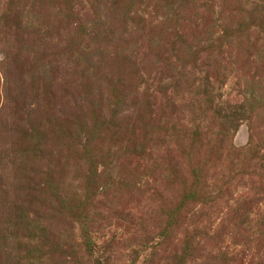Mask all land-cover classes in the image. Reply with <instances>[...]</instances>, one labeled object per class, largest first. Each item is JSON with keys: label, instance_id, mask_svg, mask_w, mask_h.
I'll return each instance as SVG.
<instances>
[{"label": "rangeland", "instance_id": "obj_1", "mask_svg": "<svg viewBox=\"0 0 264 264\" xmlns=\"http://www.w3.org/2000/svg\"><path fill=\"white\" fill-rule=\"evenodd\" d=\"M0 264H264V0H0Z\"/></svg>", "mask_w": 264, "mask_h": 264}]
</instances>
